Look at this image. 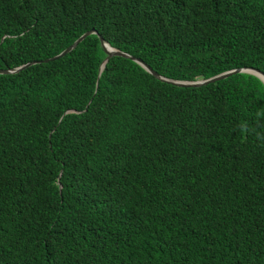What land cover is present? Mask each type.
Wrapping results in <instances>:
<instances>
[{"label":"trees","instance_id":"16d2710c","mask_svg":"<svg viewBox=\"0 0 264 264\" xmlns=\"http://www.w3.org/2000/svg\"><path fill=\"white\" fill-rule=\"evenodd\" d=\"M99 35L264 73V0H0V264H264L262 79Z\"/></svg>","mask_w":264,"mask_h":264},{"label":"water","instance_id":"95a60500","mask_svg":"<svg viewBox=\"0 0 264 264\" xmlns=\"http://www.w3.org/2000/svg\"><path fill=\"white\" fill-rule=\"evenodd\" d=\"M90 33H96V31L94 29H91V30H88V31L84 32L77 39H75L70 45H68L64 50H62L60 53L54 55L50 59H55V58H58V57L64 55L66 52H68L71 49H73L85 36H87ZM99 38H100L101 44L103 45V47H104V49H105V51H106V53H107L108 56H110V55H122V56H125V57H130L132 59H135L132 56H130L129 54H127V53H125V52H123L121 50H118V49L110 46L104 40V38L101 35H99ZM45 60H48V59H45ZM135 60L137 62H139L145 69H147L149 72H151L152 74L156 75L157 77H159V78H161L163 80H166L168 82H171L173 84L180 85V86H199V85H202V84H206L208 82H211V81H215V80L224 78V77H226V76H228V75H230L232 73L241 72V71L242 72L253 73V74L259 76L262 79V81L264 82V73L262 71L256 69V68H251V67H248V68H238V69H233V70L225 71V72L219 73L217 75L211 76V77H209L207 79H201V80H196V81L172 80V79H167V78H163V77L159 76L155 71H153L142 60H140V59H135ZM35 62L36 61H31V62H28V63H26L24 65H21L19 67L12 68V69H0V72H14V71H18V70L24 68L25 66L30 65V64L35 63Z\"/></svg>","mask_w":264,"mask_h":264}]
</instances>
